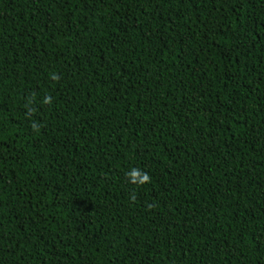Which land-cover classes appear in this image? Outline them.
<instances>
[{"label": "trees", "instance_id": "trees-1", "mask_svg": "<svg viewBox=\"0 0 264 264\" xmlns=\"http://www.w3.org/2000/svg\"><path fill=\"white\" fill-rule=\"evenodd\" d=\"M0 264H264V0H0Z\"/></svg>", "mask_w": 264, "mask_h": 264}, {"label": "clouds", "instance_id": "clouds-1", "mask_svg": "<svg viewBox=\"0 0 264 264\" xmlns=\"http://www.w3.org/2000/svg\"><path fill=\"white\" fill-rule=\"evenodd\" d=\"M128 175L134 183H147L150 179L146 172L138 168L131 169Z\"/></svg>", "mask_w": 264, "mask_h": 264}]
</instances>
